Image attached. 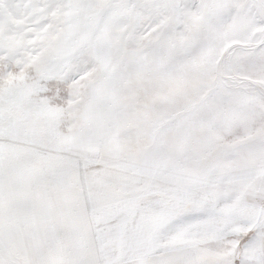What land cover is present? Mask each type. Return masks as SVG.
Segmentation results:
<instances>
[{
	"label": "snow or ice",
	"instance_id": "obj_1",
	"mask_svg": "<svg viewBox=\"0 0 264 264\" xmlns=\"http://www.w3.org/2000/svg\"><path fill=\"white\" fill-rule=\"evenodd\" d=\"M0 264H264V0H0Z\"/></svg>",
	"mask_w": 264,
	"mask_h": 264
}]
</instances>
